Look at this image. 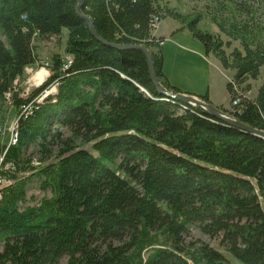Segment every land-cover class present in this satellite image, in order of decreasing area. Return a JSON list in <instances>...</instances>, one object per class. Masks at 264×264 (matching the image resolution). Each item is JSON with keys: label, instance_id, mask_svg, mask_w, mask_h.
<instances>
[{"label": "trees", "instance_id": "obj_1", "mask_svg": "<svg viewBox=\"0 0 264 264\" xmlns=\"http://www.w3.org/2000/svg\"><path fill=\"white\" fill-rule=\"evenodd\" d=\"M78 2L0 0V113L11 103L19 131L18 144L0 141L11 165L2 172L11 183L0 199V264H264V138L160 95L145 54L97 40ZM83 12L107 41L146 46L163 85L185 93L164 73L163 38L151 25L175 19L233 73L232 110L221 109L264 130V83L248 95L264 68V26L252 5L224 3L205 16L165 0H85ZM204 17L219 33L199 27ZM56 36L65 37L63 53L40 62L37 44ZM233 42L240 46L228 52ZM38 63L49 76L25 88L27 67ZM31 143L38 164L24 156ZM35 177L51 195L28 204ZM192 226L221 237L226 253L187 243Z\"/></svg>", "mask_w": 264, "mask_h": 264}, {"label": "rangeland", "instance_id": "obj_2", "mask_svg": "<svg viewBox=\"0 0 264 264\" xmlns=\"http://www.w3.org/2000/svg\"><path fill=\"white\" fill-rule=\"evenodd\" d=\"M170 6L176 7L178 10H180L183 13H196V12H202L204 15L208 9H214L217 7V5H222L224 3H228L229 5H232L236 2H246L249 5H252L254 9L256 10V15L261 20L263 26H264V0H165ZM206 16V15H205ZM166 23V22H164ZM163 23V24H164ZM199 27L202 30H207L209 32L213 33H219V28L211 22L209 17H204L203 21L199 24ZM223 39L225 41L228 40V37L224 34H221ZM38 45V53H39V59L40 62L49 61L50 57L55 53H63L64 46H65V37H54L47 41H42L37 44ZM235 46H240L239 42H233L232 47L227 48V51L230 52ZM213 55V54H212ZM214 56V55H213ZM43 63H38L33 66H29L26 69L25 76L22 79V85L26 87H32V86H40L42 83L45 82L47 77L49 76L48 69L42 68ZM42 70H46V73L40 72ZM229 81L232 79L233 73L230 70H226ZM48 72V73H47ZM253 85V89L251 92L248 93V95L251 98H254L257 94L258 88L261 84L264 83V68H262V74L261 77L258 80H252L251 81ZM229 110H232V105H228ZM233 116V115H232ZM16 121V114L13 106L11 103H7L2 112L0 113V128L4 129L5 134L0 135V141L5 142L7 139H9L10 136V130L13 124ZM64 136L67 137L70 135V133L63 129ZM76 145L83 146L84 148H91L92 143H81L78 141ZM54 152L57 153L61 146H59L58 142H55L52 145ZM24 156L26 158H30L33 161H41L42 154L40 152V148L37 145V143H31L28 145V147L24 151ZM50 196V191H44L40 187V179L38 177H35L28 185L27 188V199L28 204H37L44 196ZM186 242H194L196 244H202V243H209L210 245L214 247H218L222 249L225 253L224 246H221V237L219 238H210L208 235L203 234L200 229L196 226H192L189 234L186 237ZM60 264H67V258H64Z\"/></svg>", "mask_w": 264, "mask_h": 264}, {"label": "crops", "instance_id": "obj_3", "mask_svg": "<svg viewBox=\"0 0 264 264\" xmlns=\"http://www.w3.org/2000/svg\"><path fill=\"white\" fill-rule=\"evenodd\" d=\"M154 35L163 38V70L171 85L195 96L208 94L210 102L219 108L231 105L227 71L215 56L206 54L200 40L187 29L180 30L173 18L161 20Z\"/></svg>", "mask_w": 264, "mask_h": 264}, {"label": "water", "instance_id": "obj_4", "mask_svg": "<svg viewBox=\"0 0 264 264\" xmlns=\"http://www.w3.org/2000/svg\"><path fill=\"white\" fill-rule=\"evenodd\" d=\"M78 1H79L78 5H77L78 14L80 15V17H82L88 23L89 28L92 32V35L97 40H99L100 42H102L106 45L117 48L119 50L137 49V50L142 51L145 54V56L147 57V60H148V64H149L151 80L153 82L154 87L156 88L157 92L160 95L168 97V98H172V99L177 98L184 103L200 107V108L208 111L211 115H213L214 117L218 118L219 120L223 121L224 123H226L228 125L238 127L242 130H246V131H248L254 135H257V136L264 138V130L252 127V126L247 125L245 123H242L238 118L232 116L227 111L217 107L213 103L203 101L200 98L196 97L195 95L185 94V93H174L173 91H170L160 81V79L157 75V72H156L154 59L152 57L150 50L146 46H144L143 44L119 45V44H115V43H111V42L107 41L98 33L93 20L83 12V6L85 5V0H78Z\"/></svg>", "mask_w": 264, "mask_h": 264}, {"label": "built area", "instance_id": "obj_5", "mask_svg": "<svg viewBox=\"0 0 264 264\" xmlns=\"http://www.w3.org/2000/svg\"><path fill=\"white\" fill-rule=\"evenodd\" d=\"M152 28L153 29H157L158 25H159V19L155 18L154 21L152 22ZM164 42H161V44H163ZM71 64V61L68 59L64 65V69L69 68ZM42 68L47 69L46 66H43ZM57 90V86H53L50 90H46L45 93L42 95V97L39 98V101H41L44 97H46L47 95H49L50 93H55ZM10 95H8L9 97ZM240 102V98H236L233 101V105H237ZM32 112V106H25L23 109V113L22 114H26L29 112ZM18 121L16 120V122L13 124V126L11 127L10 130V136H9V141H8V147H10L11 145H16L19 142V131H18V125H17ZM4 135L5 131L4 129L0 128V135ZM3 156H0V199L2 197V190L11 183V181L2 173L4 170H8L10 169L11 165L10 164H6L5 166H3ZM34 164H38V162L33 161Z\"/></svg>", "mask_w": 264, "mask_h": 264}]
</instances>
